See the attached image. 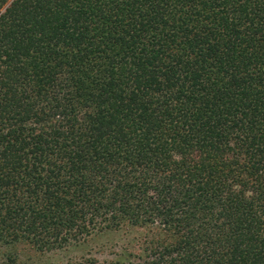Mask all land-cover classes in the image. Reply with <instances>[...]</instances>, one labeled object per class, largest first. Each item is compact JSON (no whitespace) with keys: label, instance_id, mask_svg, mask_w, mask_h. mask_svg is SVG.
Returning a JSON list of instances; mask_svg holds the SVG:
<instances>
[{"label":"trees","instance_id":"16d2710c","mask_svg":"<svg viewBox=\"0 0 264 264\" xmlns=\"http://www.w3.org/2000/svg\"><path fill=\"white\" fill-rule=\"evenodd\" d=\"M124 227L264 264V0H0V264Z\"/></svg>","mask_w":264,"mask_h":264},{"label":"rangeland","instance_id":"374dc122","mask_svg":"<svg viewBox=\"0 0 264 264\" xmlns=\"http://www.w3.org/2000/svg\"><path fill=\"white\" fill-rule=\"evenodd\" d=\"M142 232V229L124 227L92 233L74 246L42 252L33 250L28 244H20L17 246L16 264H68L90 257L103 264H113L112 260L123 249L135 250ZM3 249L0 248V256Z\"/></svg>","mask_w":264,"mask_h":264}]
</instances>
